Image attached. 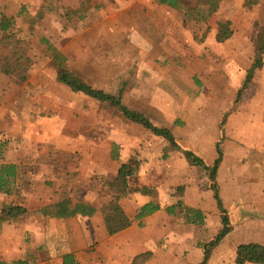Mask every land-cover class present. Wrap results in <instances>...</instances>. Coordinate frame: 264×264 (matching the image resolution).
Listing matches in <instances>:
<instances>
[{
    "label": "rangeland",
    "instance_id": "obj_1",
    "mask_svg": "<svg viewBox=\"0 0 264 264\" xmlns=\"http://www.w3.org/2000/svg\"><path fill=\"white\" fill-rule=\"evenodd\" d=\"M179 1L181 8L177 10L162 6L159 0H0V23L3 18L14 20L10 32L0 31V61L9 70L0 72V135L7 138L10 134L7 143L16 146L13 150L20 151L30 164L24 170L26 175L35 174L34 169H40L49 159L67 168L74 161H83V177L97 166L110 168V149L107 151L103 142L118 129L141 141V146L128 153L129 160H138L140 167L148 163L147 174L167 162L163 159L167 146L164 139L126 120L108 105L60 84L48 45L67 59L68 69L84 82L110 95L122 93L128 108L143 113L159 128L172 123L175 128L181 127L175 121L181 116L190 118L192 129L199 120L204 121L208 128L201 123L202 131L190 133L193 147L210 149L206 147L216 140L230 158L229 147L257 141L264 149V68L255 71L246 88L243 85L264 42V0ZM216 3L217 12L212 13L210 8ZM225 20L231 22L234 35L218 43V25ZM220 112L223 117L217 125ZM240 112V118L243 113L250 118L251 127L243 130L233 125L230 130V119ZM81 137L90 146H79ZM179 138L177 141H181ZM80 147L85 151H79ZM170 155L182 156L180 152ZM233 160L238 159L230 162L228 158L220 178V195L233 230L213 251L209 264H235L241 244L264 245L263 179L244 181L241 171L235 184L236 177L230 173ZM149 175L142 176L152 185V194L147 195L150 200L162 205L181 196L182 188L172 195L167 189V196L160 199L154 184H164L163 178ZM31 183V179H23L24 187ZM87 183L80 188H90ZM141 183L140 174L130 181L133 188L142 189ZM99 198L101 203L108 201L106 196ZM213 202H208L213 206H208L211 210L206 225L185 232L183 255L180 251L179 258L175 253L179 259L172 256L171 262L165 258L166 264H200L199 248L211 242L222 228L221 215ZM16 206L22 207L15 202L0 208V261L11 263L21 254L15 249L19 240L11 233L18 229L10 230L9 238L3 227L6 222H15L19 230L24 228L26 249L21 251L25 259L31 256L36 264H51L52 258L57 259L52 264H60L58 258L70 244L51 237L57 229L43 221L41 214L27 211L18 218H8L9 210ZM172 220L181 228L182 217L175 215ZM36 231L41 233L40 242H45L43 247L36 245L40 240ZM164 245L165 241L159 249ZM52 249L56 256L51 257ZM83 257L81 264H100L95 247L85 250ZM136 264L147 262L138 260Z\"/></svg>",
    "mask_w": 264,
    "mask_h": 264
},
{
    "label": "crops",
    "instance_id": "obj_2",
    "mask_svg": "<svg viewBox=\"0 0 264 264\" xmlns=\"http://www.w3.org/2000/svg\"><path fill=\"white\" fill-rule=\"evenodd\" d=\"M151 3L156 0H147ZM164 6V5H162ZM252 65V64H251ZM260 111V110H258ZM238 113L233 118L230 119L229 129L232 130L231 127L233 125H238L239 129H245L246 126L251 127V121L248 116H245L244 113L241 115V118ZM254 114L251 113V116ZM223 117L222 112L219 113L217 117V125L219 120ZM180 120H175L181 126L175 128L173 123L165 125L164 128H168L172 130L175 137L179 136L181 141H177L182 149H186L194 152L199 157H201L208 166H211L214 160L217 157V141L215 140L213 144L209 147L210 149L203 150L201 147H195L196 145L191 146L190 144H195L191 142L190 133L192 131H202L201 123L208 125L204 121H200L196 124V128H190L192 126L190 118L186 116H181L178 118ZM176 123V122H174ZM214 124V127H218ZM231 126V127H230ZM263 126H259L260 128ZM208 128V127H207ZM252 128H255L254 126ZM247 129V128H246ZM220 129H218L219 131ZM216 131V130H215ZM205 131L203 130V133ZM10 134L7 135V138ZM7 138H4L0 135V144L3 143V158L0 159V164H13L18 167V178H17V187L13 195L7 196L5 194H0V208L4 207V205H9L12 203H17L22 206L23 209L29 211L31 213L40 214L42 210L47 207H50L54 204H57L63 201L66 197L72 201V207H74L78 203H88L92 204L97 209V214L91 218H83L76 217L70 219H53L51 217L42 216L43 221L49 223L50 227L56 230V234L52 231L51 237H55L56 239H61L62 241L68 242L70 244V248H63L61 252V257L58 258L60 264H63V258L66 255H72L77 264H81L83 261V253L85 250L95 247L98 253V257L101 258L100 264H134L135 259L144 254H151L152 258L147 264H166L165 258H167L170 262L173 260L172 256L178 260L181 256L179 252L184 253V247L186 246L185 240V232L192 231V228L196 226H191L186 224L183 221L180 225L181 228L175 225V222L172 220L173 216L167 214L166 209L174 206L178 201H182L186 206L191 208L201 210L206 216L210 213L214 200L213 192L210 189L209 177L207 174L200 168L191 166L185 157L182 155L180 157L169 156L168 159H164L167 161L165 166L161 169L152 171V174L149 175L147 172L149 171L148 163H144L140 167V177L143 188H151V184L145 180V177L142 175H155L157 178H163V183L160 186L154 184L157 187V191L159 192L160 199L167 196L168 192L172 194L176 193V190L182 188L183 191L181 196L174 198L176 201H169L166 204L161 205L162 210L151 217H147L142 221H134L139 208L143 205L153 201L146 195L142 193H134L124 199L122 201V205L127 215L131 220L134 221L133 226L117 235L110 236L106 230L104 219L101 213L102 204L100 202L99 194L95 192L91 187L87 190H82V183H86L90 186V184L97 183V177H103L108 181H115L118 175V171L121 165L130 159V155L128 153L132 152L138 146H141V141L139 139L131 137L129 133H126L123 130H114L111 135L103 142V146L107 151L110 149V158L114 162V164L110 163L111 167L106 168L104 166H100L96 168L95 171L91 172L85 177H83V161L77 160L71 163L68 168L65 165L59 163L50 162L41 164L40 169H34L35 174L29 173L26 175L24 170L27 168L26 159L22 157L20 151H14L13 144L7 143ZM202 136L200 141L202 140ZM177 140V139H176ZM191 142V143H190ZM77 144L82 146H90L89 141L81 137ZM13 145V146H12ZM114 145H118L119 150V158L114 160L112 158V149ZM189 145V146H188ZM237 145V144H236ZM244 146L237 147H229L228 152L231 150V155L233 157H227V153L224 155V160L219 170L218 184L220 189V178L224 167L227 164V160L230 159H238L234 162L232 161L234 169L230 172L231 177L235 176V184L237 179V172H243V180H247L249 178H258L263 179L264 182V149L263 146L259 145L257 141L249 142L248 144H243ZM168 146V144H167ZM166 146V147H167ZM186 146L187 148H184ZM18 147V146H17ZM165 147V148H166ZM214 147V149H211ZM16 149V148H15ZM77 149V148H76ZM81 152H84L85 149L79 148ZM234 149V152H232ZM74 150V149H73ZM165 150V149H164ZM222 150V148H221ZM207 151H211L209 153L211 156L209 160H206L208 154ZM58 152V150H57ZM74 155L77 156V151H73ZM224 153V151H223ZM78 157V156H77ZM145 160V159H144ZM147 161V160H146ZM231 162V161H230ZM73 164V165H72ZM37 165V164H33ZM43 165V166H42ZM29 167V166H28ZM67 170V171H66ZM39 171V173L37 172ZM37 172V173H36ZM31 179V184L28 187L23 186V179ZM133 179V178H131ZM129 180V184L130 181ZM131 186V184H130ZM81 187V188H80ZM39 188V189H36ZM32 194V195H31ZM222 195V192L220 191ZM220 195V196H221ZM170 197V196H169ZM222 198V196H221ZM21 202V203H20ZM208 202H211L208 204ZM164 205L167 207L165 208ZM211 205V208L208 206ZM215 207L217 209V204L215 202ZM218 210V209H217ZM165 215L166 217L164 218ZM159 217V218H158ZM4 231L7 232L5 234H9L10 230H16V232L12 233V238L19 240V246L15 249L17 253H21L17 258H12V261L23 259L24 255L21 249L25 252V232L24 228L19 230L20 226L18 223L12 222L3 225ZM37 238H42L41 233L35 232ZM17 234V237L14 236ZM21 236V238L19 237ZM11 237L10 234L8 236ZM41 239L36 243V245H40L43 247L45 242H40ZM165 241V245L162 249H159V246L163 244ZM36 242V241H35ZM14 245V244H13ZM15 249L13 250L15 252ZM201 251L199 252L200 261L203 259V248H199ZM44 250H47L44 247ZM175 253L178 254L179 258L175 257ZM57 255L56 250L53 251L52 254ZM198 255V252L197 254ZM155 258V259H154ZM163 258V259H161ZM57 263V259L54 260L51 258V264L53 262ZM200 262V263H201ZM43 264V263H42Z\"/></svg>",
    "mask_w": 264,
    "mask_h": 264
},
{
    "label": "trees",
    "instance_id": "obj_3",
    "mask_svg": "<svg viewBox=\"0 0 264 264\" xmlns=\"http://www.w3.org/2000/svg\"><path fill=\"white\" fill-rule=\"evenodd\" d=\"M179 0H159V3L173 9H180L181 4ZM218 3V1H216ZM211 6L210 11L216 13L218 4ZM14 20L12 18H3L0 23V31L8 33L13 29ZM218 32L216 39L218 43H224L230 40L234 33L231 29V22L225 20L218 25ZM48 50L51 53L54 64L58 68L57 81L68 87L73 93H80L86 97L95 100L102 105H108L122 114V116L131 122L141 125L147 131H150L155 136L164 139L168 146L164 150L163 159H168L170 153L180 152L188 163L202 169L209 177L210 189L213 192L214 200L217 204V209L221 215L222 228L216 237L209 243L202 246L203 259L200 264H209L213 251L223 243V241L232 233V226L229 215L220 196V189L218 184L219 170L224 160V153L221 150L220 143L217 144V157L211 166H208L205 161L192 151L182 149L178 144L176 137L172 130L168 128H159L155 126L152 121L143 113L133 111L124 103L122 93L119 96H114L105 93L102 90H97L91 85L84 82L75 73L71 72L67 67V59L54 47L48 45ZM0 61V72L7 73L9 70ZM264 68V42L260 43L257 53L252 63V67L247 73L246 81L243 83L246 88L248 83H251L252 77L256 70ZM241 92H239L240 95ZM4 144H0V159L3 158ZM119 146L114 145L112 149V158L117 160L119 158ZM51 160V159H49ZM50 162L57 163L55 160ZM60 164V163H59ZM65 165V164H62ZM67 171V170H66ZM140 162L136 159L125 161L119 171L115 181H108L103 177L96 178V184H91V188L99 194L102 199L108 197L107 203H101V213L104 219L105 227L110 236L117 235L133 226L134 221H142L147 217L162 210L161 204L153 200L138 209L135 220L128 218L126 211L123 208L122 201L134 193H142L146 195L152 194V191L147 188H133L129 184V180L139 175ZM18 167L13 164H0V194L11 196L14 194L17 187ZM154 194V193H153ZM168 215H179L183 218L186 224L203 227L206 225V216L201 210H197L186 206L182 201H178L176 205L166 209ZM27 213L22 207H12L9 210L8 218L15 219ZM44 217H51L53 219H70L76 217L91 218L97 214V209L88 203H78L72 207V201L65 198L63 201L45 208L40 213ZM151 254H144L138 256L134 264L138 260L142 262H149ZM0 264H36V260L29 256L28 258L7 263L0 261ZM63 264H77L72 255H66L63 258ZM235 264H264V245L260 243H247L238 246L236 251Z\"/></svg>",
    "mask_w": 264,
    "mask_h": 264
}]
</instances>
